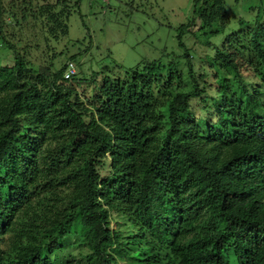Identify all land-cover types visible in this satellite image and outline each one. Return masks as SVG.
<instances>
[{
	"label": "trees",
	"instance_id": "1",
	"mask_svg": "<svg viewBox=\"0 0 264 264\" xmlns=\"http://www.w3.org/2000/svg\"><path fill=\"white\" fill-rule=\"evenodd\" d=\"M16 1L0 0L12 56L0 67V264H71L56 258L68 236L85 243V264H116L112 251L132 255L127 264H227V253L264 264V0H251L253 26L237 18L249 29L225 38L202 74L187 56L140 61L102 76L86 101L70 88L75 72L63 78L67 63L38 73L7 41L3 3ZM55 1L37 7L45 43L67 35L78 4ZM224 7L190 0L178 47L194 22L208 42L221 34ZM116 217L125 237L109 229Z\"/></svg>",
	"mask_w": 264,
	"mask_h": 264
},
{
	"label": "rangeland",
	"instance_id": "2",
	"mask_svg": "<svg viewBox=\"0 0 264 264\" xmlns=\"http://www.w3.org/2000/svg\"><path fill=\"white\" fill-rule=\"evenodd\" d=\"M20 1L13 2L11 6H8L7 2L3 3L5 10L1 21L5 38L28 66L38 73L47 72L49 67L50 70H57L72 62L75 77L80 85H70V88L83 101L89 99L92 95V86L99 83L102 76L117 77L122 74V69H132L140 61L161 60L163 63H169L173 57L187 56L194 75L202 74L207 65L213 62L215 49L222 50L225 38L249 29L240 28L237 18H241L246 25L253 26L256 11L249 9L260 7V4L252 3L251 0H239L237 3L234 0H225L223 13L229 22L224 31L210 38L208 42L201 37L198 23L194 22L191 28L180 32L179 40L183 47L181 49L175 37L178 28L188 22L190 0H70L68 5L78 4L75 9L68 10L70 15L66 23L67 35L57 41L48 40L47 43L44 40L46 27L44 20L37 16V7L49 3L53 5L56 1L24 0L29 1V4H25L27 5L25 11L20 9ZM247 2L249 4H246ZM261 22L264 23V17ZM74 56L75 61H70ZM239 59L241 63L246 61L245 57ZM11 65L10 51L0 41V67ZM242 71L244 75L242 79L248 85L255 83L256 79L250 69ZM177 72H182V80L186 81L187 73L183 61L179 62ZM229 77L230 75L226 76ZM190 87L188 85V90ZM190 105L193 115L197 116L198 107L202 108L199 101L191 100ZM202 221L203 214L197 223ZM39 226L43 227L44 224L39 223ZM109 229L120 230L124 237L128 235L123 227V221L117 217L109 221ZM68 237L63 252L56 258L71 264H85L83 259L87 254L85 243L73 236ZM188 237L189 235L186 239ZM10 244V241L6 243L7 249L12 250L14 247ZM112 254L115 256L116 264L134 261L132 255L121 259L122 252L112 251ZM225 256L227 264H235L230 254L227 253Z\"/></svg>",
	"mask_w": 264,
	"mask_h": 264
},
{
	"label": "built area",
	"instance_id": "3",
	"mask_svg": "<svg viewBox=\"0 0 264 264\" xmlns=\"http://www.w3.org/2000/svg\"><path fill=\"white\" fill-rule=\"evenodd\" d=\"M73 74H74V66L71 63H68L67 67L63 73V78L67 79L68 77H70Z\"/></svg>",
	"mask_w": 264,
	"mask_h": 264
}]
</instances>
